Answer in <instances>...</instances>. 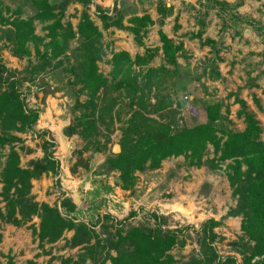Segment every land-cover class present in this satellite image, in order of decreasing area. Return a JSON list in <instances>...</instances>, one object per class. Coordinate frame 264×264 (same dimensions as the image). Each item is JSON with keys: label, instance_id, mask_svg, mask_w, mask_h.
Here are the masks:
<instances>
[{"label": "trees", "instance_id": "obj_1", "mask_svg": "<svg viewBox=\"0 0 264 264\" xmlns=\"http://www.w3.org/2000/svg\"><path fill=\"white\" fill-rule=\"evenodd\" d=\"M60 1L56 5L51 4L50 0H35L36 12L31 18L12 21L3 18L0 2V27L9 26L2 33L6 38L2 48L9 44L10 53L14 57L30 59L28 45H32L36 61L28 62L23 73L18 76L15 70L3 65L0 56V165L5 157L1 150L21 142L12 133L33 130L39 119L38 111L26 107L21 94L22 86L33 83L48 70L62 68L65 73L74 76L72 85L81 84L88 97L85 105L75 103V108L80 112L78 125L83 128L81 136L86 141L84 150L92 146L95 137L101 135L99 125L105 126L107 135L101 136L105 143L96 152L103 153L106 150L110 141L109 132L121 105V111L128 117L126 127L121 130V152L107 157L97 169L103 172L97 171L96 176L104 175L107 178L109 174L118 172L119 182L115 186L129 191L136 184L135 173H139L144 177L145 185L156 184L144 201L150 204L158 198L159 193L168 189V183L174 177L173 171L164 175L157 172L163 160L184 156L188 167L205 168L211 172L228 163L226 176L235 207L218 221L209 219L201 223L194 237L186 233V229H169L170 217L154 213L150 215L149 222L133 223L130 219L135 217V213L119 221L104 215L97 219L94 226L78 221L74 216L77 207L65 194L60 195L58 204L53 207L35 202L31 195L33 180L43 175L56 178L59 172V162L54 159L58 147L54 143V135L42 131L39 137L42 139L48 135L50 140L42 145V159L31 161L29 167L23 169L20 167V155L14 148H10L6 156L0 173V197L4 204L3 209H0V221L20 228L37 218V227L31 225L29 228L41 248L43 245L57 243L65 233L72 232L67 247L71 250L77 248L81 252L76 260L69 258L63 264H238L235 257L221 259L213 244L217 239L214 230L226 220L240 217L242 237L233 251L240 256V264H264V131L255 114L239 98L242 88L230 96L235 98L234 102L239 106L237 118L243 120V131L230 128L223 131L211 122L192 128L180 127L168 93V90H174L179 66L172 52L173 41L161 30L165 19L172 16V7H166L161 1L156 7L159 16L157 25L160 27L157 34L161 47L147 49L142 56L135 58L124 51L113 53L110 59L111 70L109 76L105 77L97 65L105 55L101 42L103 35L88 14L92 0ZM245 1L248 0H235L233 4H228L223 0H201L203 12H198L195 19L199 31L190 36L201 39L206 16L213 10L229 14L235 26L245 25L250 28L261 41L259 66L263 67L262 72L255 77L256 80L247 86L250 89L258 88L256 81L264 76V25L238 14L237 10ZM70 3H77L83 8L76 32L70 24L62 23ZM95 11L103 30L112 28L128 32L138 46H142L148 28L154 24L144 14L129 18V26H124V14L116 8V4L112 10L96 6ZM36 21L44 25L46 35L42 38L35 34ZM76 36H79L81 43L70 51V41ZM203 45L216 48V43L211 40H206ZM159 51L163 55L162 64L156 68H147ZM69 52L75 66L65 69V61L61 58ZM251 97L257 110L262 111L260 101L255 95ZM220 108V105H211L206 112L216 121L220 118ZM219 132L224 135L225 141L217 137ZM208 145L213 148V158L203 160ZM56 185L60 183L57 181ZM211 195L212 186L203 183L198 196L210 205ZM96 227H99L98 232ZM188 240L194 242L197 251H193L187 258L176 260L171 255L172 250L183 248ZM7 264H12L11 259Z\"/></svg>", "mask_w": 264, "mask_h": 264}, {"label": "rangeland", "instance_id": "obj_2", "mask_svg": "<svg viewBox=\"0 0 264 264\" xmlns=\"http://www.w3.org/2000/svg\"><path fill=\"white\" fill-rule=\"evenodd\" d=\"M166 7H172V16L165 19L162 31L173 41L172 52L177 57L178 76L175 80L174 92L168 90L176 111V121L180 127L192 128L197 125L211 122L223 131L236 129L244 130L243 120L237 118L239 106L235 104V98L231 94L242 88L239 98L244 101L248 110L253 112L261 123L264 131V76L256 81L258 88H247L251 81L256 80L263 67L259 66L262 44L260 39L245 25L235 26L229 18V14L216 10L208 12L205 19L204 33L201 39L191 38L196 35L199 27L195 25L198 12H203L201 0H92L88 14L91 20L102 33V46L104 57L97 63L99 72L108 77L110 73V59L113 53L126 51L132 58L142 56L147 49L160 48L161 43L157 37L160 28L157 25L158 15L155 14L159 2ZM233 4L235 0H223ZM3 8V18L26 20L35 12V0H0ZM60 0H50L51 4H59ZM117 4L124 14V23L138 14H148L154 19V24L148 29L142 46H138L128 32L105 31L99 23L96 14V6L107 9ZM83 12L81 5L70 3L64 13L62 23L70 24L73 31L77 26ZM238 14L255 20L264 25V0L245 1L237 10ZM175 25H178L175 29ZM35 34L44 37V25L34 22ZM125 26L129 25L125 23ZM0 56L3 65L15 70L21 75L28 62L34 63V48L28 45L31 57L17 58L10 53L9 44L6 48V38L2 34L9 26L0 27ZM238 33V34H236ZM206 40L216 43V48L203 45ZM48 42V40H45ZM81 43L79 36L70 41V51H73ZM161 51L151 60L147 68H156L162 64ZM65 61V69L75 66V61L70 52L61 58ZM67 59V60H66ZM68 63H67V62ZM75 78L64 72L62 68L55 71L48 70L38 77L33 83L22 86L21 94L25 99L26 107L39 112V119L33 130L26 133H12L21 142L14 143L10 147L5 146L1 152L5 156L1 160L0 173L4 166L6 156L10 148H14L20 155V167L26 169L31 161L43 158L42 145L49 142V136L40 138L38 134L48 131L54 135L57 152L54 159L59 162V172L56 178L43 175L38 180L32 181L31 195L35 202L46 203L53 207L58 204V199L63 193L70 197L77 207L75 219L89 225H96L97 219L104 215H110L115 220H122L130 213L135 217L130 221L149 222L152 213L170 217L169 229H186L192 237L195 231H199L201 223L214 219L218 221L230 209L235 207V199L227 181V164L221 165L217 171H208L205 168L187 166L184 156L165 159L157 171L166 174L174 172V177L168 183V189L159 193L158 198L150 204H145L146 195L156 184L145 185L144 177L135 173L137 181L129 191H123L115 186L118 181V172H113L106 177L96 176L97 170L110 155H117L114 148L119 146L121 130L126 127L127 115L122 110V105L116 113L114 124L111 127L110 141L103 153L96 152L102 149L105 143L101 136L107 135L105 126L99 125V137L93 139L92 146L84 150L85 139L81 136L83 128L78 125L80 112L75 108L78 102L85 105L88 101L82 85L74 83ZM252 95L260 101L262 111H258L252 100ZM124 101V100H123ZM220 105V118L213 120L206 109L211 105ZM157 119V118H156ZM69 130V134L66 133ZM73 130V133L71 130ZM1 135V131H0ZM217 137L225 141L224 135L219 132ZM120 147V146H119ZM213 158V148L206 147L203 160ZM60 185H56V182ZM212 186L211 204L198 196V190L203 183ZM162 183V181H161ZM2 185L0 184V193ZM143 193H142V192ZM4 204L0 197V209ZM214 211V212H213ZM39 221H32L23 227L17 228L0 221V264H7L11 259L12 264H63L66 259H77L81 252L79 249H68L67 242L72 232L65 233L60 241L53 245L39 247L37 240L32 236L30 226L37 227ZM241 218H230L221 227L214 230L217 239L213 244L221 259L235 257L237 263H241L240 256L233 251L234 244L238 245L242 233L240 231ZM99 231V227H96ZM237 247V246H236ZM197 246L189 241L183 248H175L171 255L176 260L187 258ZM109 264V263H107Z\"/></svg>", "mask_w": 264, "mask_h": 264}, {"label": "crops", "instance_id": "obj_3", "mask_svg": "<svg viewBox=\"0 0 264 264\" xmlns=\"http://www.w3.org/2000/svg\"><path fill=\"white\" fill-rule=\"evenodd\" d=\"M248 1H250V0H248ZM114 5H115V4L113 3V5H112L110 8L107 7V9L112 10L113 7H114ZM100 7H102V6H100ZM116 8L120 9L119 5L116 4ZM155 14L158 15L156 10H155ZM143 15H144V14H143ZM143 15L138 14V15H136V16H137V17H141V16H143ZM147 15H148V14H147ZM148 16H149V15H148ZM149 17H150V19H151L153 22H155L151 15H150ZM158 17H159V16H158ZM99 23H100V21H99ZM125 23L128 24L127 22H125ZM125 23L123 22V25H124V26H125ZM128 25H129V24H128ZM96 26H97V25H96ZM100 26H101V23H100ZM151 27H152V26H151ZM98 28H99V27H98ZM149 28H150V27H149ZM149 28H148V29H149ZM99 29H100V28H99ZM109 30L118 31V32H124V31H119V30L112 29V28L109 29ZM109 30H107V31H109ZM158 30H159V29H158ZM161 30H162V28H161ZM157 32H158V31H157ZM163 33H164V32H163ZM164 34H165V33H164ZM131 36H132V35H131ZM132 37H133V36H132ZM157 37H158V34H157ZM158 40H159V37H158ZM159 42H160V40H159ZM173 44H174V43H173ZM160 47H161V46H160ZM124 52H126V51H124ZM128 54H129V53H128ZM110 66H111V65H110ZM110 70H111V67H110Z\"/></svg>", "mask_w": 264, "mask_h": 264}, {"label": "water", "instance_id": "obj_4", "mask_svg": "<svg viewBox=\"0 0 264 264\" xmlns=\"http://www.w3.org/2000/svg\"><path fill=\"white\" fill-rule=\"evenodd\" d=\"M66 133L69 134V130H68V129H66ZM119 150H120V147H119V146H116V147L114 148L115 153H117V152L119 153ZM117 182H119V180H118ZM233 246L236 247L237 245L234 244Z\"/></svg>", "mask_w": 264, "mask_h": 264}]
</instances>
